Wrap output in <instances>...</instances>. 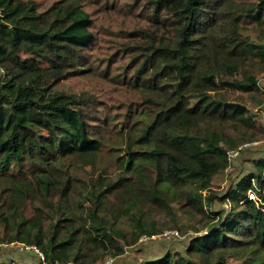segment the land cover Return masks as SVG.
Segmentation results:
<instances>
[{
    "label": "trees",
    "instance_id": "1",
    "mask_svg": "<svg viewBox=\"0 0 264 264\" xmlns=\"http://www.w3.org/2000/svg\"><path fill=\"white\" fill-rule=\"evenodd\" d=\"M135 5L146 27L94 68L81 0L41 12L34 0H0V244L35 246L50 263L98 264L161 228L190 229L183 252L139 264H264V156L223 195L211 190L231 153L264 140L247 108L264 103V0ZM88 75L124 85L135 101L114 114L95 94L56 88ZM108 131L120 139L110 147L120 151L117 175L99 163Z\"/></svg>",
    "mask_w": 264,
    "mask_h": 264
},
{
    "label": "rangeland",
    "instance_id": "2",
    "mask_svg": "<svg viewBox=\"0 0 264 264\" xmlns=\"http://www.w3.org/2000/svg\"><path fill=\"white\" fill-rule=\"evenodd\" d=\"M34 1L37 3L38 11L41 12L50 7L52 3L60 0ZM81 3L93 21L92 30L95 35V43L88 53L95 61L104 58L107 54L114 51L116 44L127 43L128 31L138 27H146L141 16L137 15L139 8L135 5V0H81ZM242 25L248 30L246 34H250L251 38L256 39L258 33L256 22L246 18L243 20ZM22 57L24 59L27 58L28 55L22 53ZM119 60L120 56H118L115 62L116 65ZM39 62L42 69L48 68V64L44 62V60ZM97 66H99L98 61L94 63V68ZM115 68V65L111 67L112 76L115 72ZM258 84L260 90L264 93V75L258 76ZM56 88L68 94H79L81 92L95 94L101 104L114 114L118 113L121 108L125 109L131 106L130 104L135 101L133 96L125 91L124 85L121 86L120 84L115 85L109 83L99 76L88 75L68 79ZM247 108L254 117L255 123L257 125H264V103L263 106L258 107L249 102ZM107 133V145L103 146L101 153L98 155L99 163L101 167H107L108 170L112 171L111 174L117 175L120 169L115 163V158L120 151L115 152L111 150L110 147L120 148V139L114 132L108 131ZM262 156H264V140L250 143L246 151L238 155L231 153L229 157V167L213 178L211 190L219 195H223L229 187L234 186L237 180L243 178V176L248 173L249 160L257 159ZM176 209L178 210V208ZM23 215L27 218L31 217L32 210L29 206L25 208ZM179 221V224L187 225V221L181 216L179 217ZM50 224V221L45 222L44 229L46 231L49 230ZM120 226L124 230H129L126 220H123ZM161 230V232H174V235L171 238L160 235L154 240L138 243L132 247H125V252L122 255L114 257L113 264H139L143 259L155 260L157 257H161L166 251L183 252L184 245L187 243L188 239L194 236L190 229L187 230L186 234L175 229L161 228ZM175 233L178 235L176 236ZM8 234L10 233L8 232ZM1 235H4V233L0 228V236ZM20 254H26L34 258L31 252H19L14 247L3 248L0 244V261L8 263L11 259L16 257V261L18 260L17 262L21 264L22 258ZM98 264H103V260Z\"/></svg>",
    "mask_w": 264,
    "mask_h": 264
},
{
    "label": "built area",
    "instance_id": "3",
    "mask_svg": "<svg viewBox=\"0 0 264 264\" xmlns=\"http://www.w3.org/2000/svg\"><path fill=\"white\" fill-rule=\"evenodd\" d=\"M241 148H244V146L239 147L238 150H240ZM235 155H237V152L234 153ZM249 199L254 200V195L252 193L249 194ZM176 236L178 235L177 233H175ZM163 236V237H169L171 238L174 235V232H162L161 234H157V235H151V236H142L140 237V239L138 240V243H143L145 241H149V240H154L156 238H158L159 236ZM137 243V244H138ZM1 247L3 248H8V247H14L16 248V250H18L19 252H31L34 256L35 259V264H62V263H50L46 260L44 254L35 246H28L25 245L23 243H18V242H13V243H3L1 244ZM17 258H13L11 259L8 263L5 262H1L2 264H20L16 261ZM114 263V257H107L105 258V260L103 261V264H113ZM65 264H73L71 262L69 263H65Z\"/></svg>",
    "mask_w": 264,
    "mask_h": 264
},
{
    "label": "crops",
    "instance_id": "4",
    "mask_svg": "<svg viewBox=\"0 0 264 264\" xmlns=\"http://www.w3.org/2000/svg\"><path fill=\"white\" fill-rule=\"evenodd\" d=\"M20 257L22 258L21 264H35L36 263L33 257H30L26 254H20ZM1 262H4V261H1Z\"/></svg>",
    "mask_w": 264,
    "mask_h": 264
}]
</instances>
